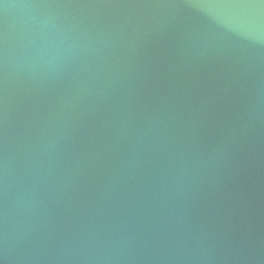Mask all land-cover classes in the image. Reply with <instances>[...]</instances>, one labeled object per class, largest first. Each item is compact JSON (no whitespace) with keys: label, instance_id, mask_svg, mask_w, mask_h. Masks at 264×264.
<instances>
[{"label":"water","instance_id":"obj_1","mask_svg":"<svg viewBox=\"0 0 264 264\" xmlns=\"http://www.w3.org/2000/svg\"><path fill=\"white\" fill-rule=\"evenodd\" d=\"M0 264H264V0H0Z\"/></svg>","mask_w":264,"mask_h":264}]
</instances>
